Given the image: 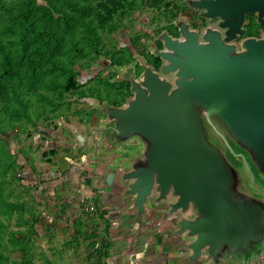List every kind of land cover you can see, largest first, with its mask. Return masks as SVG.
Here are the masks:
<instances>
[{"label": "water", "instance_id": "obj_1", "mask_svg": "<svg viewBox=\"0 0 264 264\" xmlns=\"http://www.w3.org/2000/svg\"><path fill=\"white\" fill-rule=\"evenodd\" d=\"M181 4L214 22L192 28L181 18L179 37L155 36L161 68L142 61L140 78L117 70L131 96L97 101L106 120L64 146L107 166L108 188L131 199L133 227L156 209L160 235L177 239L176 264H264V29L244 36L248 14L264 22V0Z\"/></svg>", "mask_w": 264, "mask_h": 264}, {"label": "trees", "instance_id": "obj_2", "mask_svg": "<svg viewBox=\"0 0 264 264\" xmlns=\"http://www.w3.org/2000/svg\"><path fill=\"white\" fill-rule=\"evenodd\" d=\"M166 3L167 0H0V214L6 215L5 220L0 216V249L8 250L10 246L28 257L31 236L21 229L8 228L14 211L21 209L18 226H22L29 221L23 213L33 215L37 210L34 203L9 197L13 189L9 191L5 185L23 179V173L17 170L21 165L10 154L9 133L26 132L27 124L37 125L38 118L46 113L52 116L45 120L62 117L68 121L70 113L78 122H88L92 116L79 104L84 97L95 94L93 86L85 89L80 77L92 72V64L100 57L107 58L112 53L104 33L117 32L120 16L134 15L144 7L161 8V17L172 19L168 5L163 6ZM248 18L249 29L258 26L254 15ZM117 51L114 62L119 61ZM68 97H75L77 104ZM56 153L53 148L42 156L55 163ZM98 224L97 221L96 229L89 232L81 222H75L76 238L86 234L92 242L90 255L100 260ZM8 258L0 251V264H8ZM27 262L33 264L32 258Z\"/></svg>", "mask_w": 264, "mask_h": 264}, {"label": "rangeland", "instance_id": "obj_3", "mask_svg": "<svg viewBox=\"0 0 264 264\" xmlns=\"http://www.w3.org/2000/svg\"><path fill=\"white\" fill-rule=\"evenodd\" d=\"M162 10L163 9L161 8L144 7L142 10L136 11L134 15L126 14L120 16V26L117 29V32L113 34H110L109 32L104 33L107 45L112 48L114 45H119L121 42L123 43V41H129L130 38H147V30L150 28L157 31L161 28L167 27L171 20L168 19V21L161 17ZM103 59H105L104 56L100 57L92 64V67L100 68L101 64H103ZM107 76H110V74L103 73L102 69H96L94 72H84L83 76L80 77V80L84 84V81L88 79H90L89 82L94 83L95 80L107 78ZM68 99L73 101L74 104H77L75 97H68ZM79 106L93 110L95 104L92 100H83V103H80ZM68 114L70 119L68 121L62 117L55 120H45V117L52 116L51 113H46L38 118L37 125L34 126L27 124L28 130L26 132L17 131L9 133L10 154H13L16 161H18V164L21 165V167H17V170L23 173L22 180L14 181L5 185L7 188L9 187V191H11L10 188L13 189L9 196L11 199L16 201L24 200L25 197H30L32 192L35 191L33 186H35L36 183L34 182L39 184L45 180L53 179L50 174L51 171L47 166L50 163L42 156L45 151L50 150V147H54L62 141L58 147H55L57 153L54 157L60 168H64V166L69 163L67 161H69L68 158L70 156L73 157L71 159H77V161L84 158L87 153L86 147L76 149L73 146H64L74 138V131H83V125L86 124H80L72 114ZM63 141L68 142L64 143ZM54 167L56 168V164ZM29 177L31 178V181L28 179ZM257 181L261 185L264 183L258 176ZM30 184H33V186ZM80 207L82 211L84 204ZM36 211H38V209ZM36 211L33 215H28L26 212L23 213L26 214L25 218L29 219V221L22 226H18V216L19 213H21V209L14 211L11 226L8 230L21 229L22 231H25L27 236H31L32 242L30 245L32 249L29 251L28 257L26 258H24L22 251L11 249L10 246L8 250L0 249V251H3V253L8 255V264H28L27 259L30 258H32L33 264H35V258L40 255L41 251L48 254L53 253L56 255L57 260L59 259L58 261L62 264H82L84 261V259H82V255H84L83 247L86 250L89 246L92 247V242L86 238V234L82 235V238L77 240L74 238V225H68V220L66 222V220L63 221L62 218H52L51 214L43 215L41 217L36 215ZM82 212L88 218V231H94L97 222L90 215V212H85L84 210ZM0 216L5 220V214H0ZM100 229L101 228L98 224V231ZM97 241L100 242L98 238Z\"/></svg>", "mask_w": 264, "mask_h": 264}, {"label": "crops", "instance_id": "obj_4", "mask_svg": "<svg viewBox=\"0 0 264 264\" xmlns=\"http://www.w3.org/2000/svg\"><path fill=\"white\" fill-rule=\"evenodd\" d=\"M71 158L73 157L68 158L69 163L64 168L58 167V162L48 164L53 179L39 184L34 182L35 186L30 184L35 191L24 200L36 205V215L42 217L51 214L52 218H62L66 222L68 220V225H74V238L76 221L89 230L88 218L80 206L91 200L100 205V211L92 217L99 222L101 228L97 237L100 241L97 249L100 250L101 259L90 255L92 247L89 246L87 250L83 247L82 264H176L175 253L169 244L177 239L160 235L164 227L158 225L156 209L149 207L143 225L133 227L136 211L127 208L131 199L123 198L119 186L108 188L105 181L106 168L94 163V158L90 161L85 160V156L78 161ZM28 179L31 181L30 177ZM58 260L53 253H45L35 258V264H57L60 262Z\"/></svg>", "mask_w": 264, "mask_h": 264}, {"label": "flooded vegetation", "instance_id": "obj_5", "mask_svg": "<svg viewBox=\"0 0 264 264\" xmlns=\"http://www.w3.org/2000/svg\"><path fill=\"white\" fill-rule=\"evenodd\" d=\"M181 2L182 0H167V3L163 5L164 7L168 5V7L170 8L169 11L173 13V18L169 19L171 20V22L167 25V27L161 28L157 31L150 28L149 30H147V36H146L147 38L144 37L130 38L129 41H123V43L121 42L119 45L118 44L116 45L118 51L115 50L113 46L112 48H110L112 50V53L107 58L104 57L105 59H103V64H101L100 68L91 67V70L93 72L96 69L98 70L102 69L103 73L110 74V76H107V78L95 80L94 83L89 82L90 79L85 80V84H84L85 89L87 90L89 87L93 86V93L95 94L94 96L84 97L82 99V101L92 100V102L95 104L93 110L81 107L85 112H88L92 116V118L86 123H91L92 125H99L100 123L106 120V116L102 114L98 108L97 101L103 102L107 100L111 104L119 106L123 104L128 97L131 96L132 83L127 80H123V81L116 80L117 70L122 69V71L124 70L127 71L126 68L132 67V71L134 73L133 76L135 78H140L141 74L146 68V65H143L142 61H145L149 65H152L153 68L156 70H159L161 68L163 61L161 57L153 54L151 49V42L154 41L158 49H163L164 44L162 40L155 39V36L160 35L163 30H167L170 35H173L174 37H179L181 34L180 29L177 27L175 22L177 19H181V18H185L186 21L190 23L192 28H201L209 22H214V20H210L202 17L199 11H196L188 6L182 5ZM251 14L254 15V21L258 24V26L252 30L249 29L248 25L251 23V19L248 18L250 22L249 24L246 25L247 30L244 36H258L260 34V30L264 29L263 27L264 22L261 24L258 23L256 21L257 18L256 14L255 13H251ZM163 18L166 19L164 16ZM249 31L250 33L248 34L247 32ZM116 51L119 54V61L114 62L113 58H115L114 54ZM79 123L84 124L81 122ZM62 140H66V139H62ZM63 142L65 143L68 141H63ZM60 144H57L54 147H50V149L58 147V145ZM236 150L238 152H241V150L239 149ZM233 159L236 162H239V159L236 158ZM104 168H106V166L103 165V169ZM253 169L255 170L254 167ZM262 185L264 186V183Z\"/></svg>", "mask_w": 264, "mask_h": 264}, {"label": "built area", "instance_id": "obj_6", "mask_svg": "<svg viewBox=\"0 0 264 264\" xmlns=\"http://www.w3.org/2000/svg\"><path fill=\"white\" fill-rule=\"evenodd\" d=\"M89 197V196H88ZM93 197V196H92ZM83 210L85 212H99L100 211V205L96 202V201H90V202H87L84 207H83ZM82 210V211H83Z\"/></svg>", "mask_w": 264, "mask_h": 264}]
</instances>
